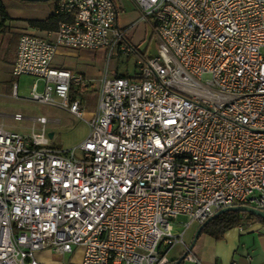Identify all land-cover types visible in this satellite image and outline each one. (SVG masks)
Here are the masks:
<instances>
[{
    "label": "built area",
    "instance_id": "built-area-1",
    "mask_svg": "<svg viewBox=\"0 0 264 264\" xmlns=\"http://www.w3.org/2000/svg\"><path fill=\"white\" fill-rule=\"evenodd\" d=\"M129 1L156 53L132 75L103 76L85 140L62 149L45 117L28 133L0 125V264L77 249L80 264H173L177 245L200 264L183 240L192 223L233 206L264 212V0ZM120 10L56 0L58 29L18 39L11 74L34 79L28 100L80 117L70 93L92 80L53 60L59 49L130 55ZM178 215L188 223L174 233Z\"/></svg>",
    "mask_w": 264,
    "mask_h": 264
},
{
    "label": "crops",
    "instance_id": "crops-1",
    "mask_svg": "<svg viewBox=\"0 0 264 264\" xmlns=\"http://www.w3.org/2000/svg\"><path fill=\"white\" fill-rule=\"evenodd\" d=\"M116 1L121 5V10L117 16L119 27L124 29L130 23L140 21L138 11L129 0H125L129 4V10H127L128 8L125 9L123 0ZM0 2L5 11V21L2 25L3 30L0 29V72L6 74L8 77L4 82H11L13 86L15 77L11 74V67L15 59L18 39L23 34L45 36L48 32H54L41 31L32 26L30 22L45 21L51 15L56 14V0H0ZM120 17H122L121 21ZM140 22L145 25L147 24L142 21ZM94 52H99L104 57L106 61L104 64L107 66L109 60L107 61L106 59V51L96 50ZM89 53L90 51L86 50L59 49L52 64L56 68L67 69L73 73L82 74L88 80H92L81 89L73 88L70 93L71 98L78 96L81 99V115L77 118L84 119L88 126L89 121L97 113L101 79L103 76L105 74L108 76H129L127 71L119 72L117 65L110 71L107 69L108 67L105 68L104 74H101L99 61H86L84 65L76 61L74 62V59H81ZM56 58H71L73 60L58 63ZM114 60L123 66L129 63L128 58H124L122 53H118ZM105 65L104 67H106ZM133 72L134 69L132 74ZM76 90H78L79 94ZM88 95L93 98L94 103H84V98ZM1 125L3 126V124ZM193 238L194 233H191L187 244L185 243L187 247H189ZM184 251L185 248L182 246L173 255L169 256V259L174 263V261H177L182 256ZM190 251L200 261V264H264V225L260 223H248L230 229L224 233L221 240H215L208 235L201 234L196 238ZM40 253H47L48 257L44 260L39 259ZM37 259L39 264H80L82 250L77 249L72 254L63 255H57L45 250L37 253ZM180 264L195 263L183 261Z\"/></svg>",
    "mask_w": 264,
    "mask_h": 264
},
{
    "label": "rangeland",
    "instance_id": "rangeland-1",
    "mask_svg": "<svg viewBox=\"0 0 264 264\" xmlns=\"http://www.w3.org/2000/svg\"><path fill=\"white\" fill-rule=\"evenodd\" d=\"M125 9L128 8L129 4L127 1L123 0ZM129 10V8L127 9ZM132 10V9H131ZM130 10V11H131ZM122 17H120V21ZM125 36L128 42V45L133 49L130 55L122 54L124 58H128L129 63L127 65H120L118 61L114 60L116 55H113L107 64H104L106 61L102 55L95 52H90L87 56H84L81 59H74V62H79L81 65H84L86 61L95 60L99 61V70L101 74H104L105 68L109 71L114 69V66H118V71L123 72L127 71L129 75H132L134 69V61L137 58H144L149 55H154L156 53V44L154 41L153 33L150 27L146 24L141 23L140 21H134L130 23L127 28ZM145 54L144 57L142 54ZM96 54V55H95ZM71 58H56L58 63L64 61H71ZM96 63V65H98ZM104 65L106 67H104ZM133 68V69H132ZM5 79H8L6 74L0 72V125L3 124L4 128L8 131L17 132V133H28L32 127L33 118L36 117H45L48 119V124L46 126L47 134L53 133L54 141L58 143L59 147L64 150H70L75 147L83 140H85L89 133V126L86 121L82 118H77L69 114L66 110L60 108L59 106L37 104L30 100L29 94L34 83V79L28 76H21L14 78L13 83H16L18 88V98L12 96V83L4 82ZM44 83L41 81L37 82V92H43ZM78 93V90H76ZM79 94V93H78ZM84 103H94L93 98L88 95L84 98ZM15 114H20L23 116V119L19 122L13 119ZM188 223V218L184 215H178L173 225L174 233L180 232L183 229V226ZM197 225L192 223L184 233V242L187 244L188 237L191 233L195 234ZM182 246H175L168 256H171ZM47 253H40L39 259H46L48 256Z\"/></svg>",
    "mask_w": 264,
    "mask_h": 264
},
{
    "label": "trees",
    "instance_id": "trees-1",
    "mask_svg": "<svg viewBox=\"0 0 264 264\" xmlns=\"http://www.w3.org/2000/svg\"><path fill=\"white\" fill-rule=\"evenodd\" d=\"M0 15L2 17L0 20V29L3 30L2 25L5 21V11L1 2ZM61 21H64V18L62 16L53 14L45 21L30 22V24L41 31H56L58 29V24ZM144 55L145 54L143 53L142 56L144 57ZM248 223H260L264 225V219L247 213L229 211L216 216L211 221L206 223L199 235L205 234L215 240H221L226 231L243 226ZM175 262L176 261H174V263Z\"/></svg>",
    "mask_w": 264,
    "mask_h": 264
},
{
    "label": "water",
    "instance_id": "water-1",
    "mask_svg": "<svg viewBox=\"0 0 264 264\" xmlns=\"http://www.w3.org/2000/svg\"><path fill=\"white\" fill-rule=\"evenodd\" d=\"M49 138H52L53 137V133H49L48 134ZM229 211H234V212H242V213H247V214H250V215H253V216H256L258 218H261V219H264V212H261L259 210H256V209H253V208H250V207H247V206H233V207H228V208H224L218 212H216L214 215H212L211 217H209L202 225H200L196 231H195V234H194V238L191 242V244L189 245L188 247V251H190L194 245V242L196 240V238L199 236L202 228L204 227V225L206 223H208L209 221H211L213 218H215L216 216L222 214V213H225V212H229ZM187 252H184L182 254V256H180V258L174 263V264H180L181 262L184 261V258L186 256Z\"/></svg>",
    "mask_w": 264,
    "mask_h": 264
}]
</instances>
